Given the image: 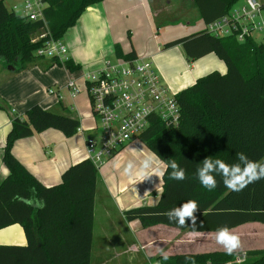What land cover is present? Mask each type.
Listing matches in <instances>:
<instances>
[{
  "label": "trees",
  "instance_id": "trees-1",
  "mask_svg": "<svg viewBox=\"0 0 264 264\" xmlns=\"http://www.w3.org/2000/svg\"><path fill=\"white\" fill-rule=\"evenodd\" d=\"M0 0V63L15 70L39 59L34 51L44 39L34 36L46 29L54 39H62L85 9L103 0H42V18L26 20L8 10ZM240 0H193L198 18L207 24L226 14ZM181 45L187 59H198L209 53L225 63L223 73L211 71L178 92L180 116L176 125L166 126L151 116L147 128L138 140L147 146L164 164L162 189L154 205H139L123 211L127 221L137 220L142 227L164 224L179 230L194 232L234 228L251 221L264 223V179L247 185L242 191L227 189L220 176L212 191L203 188L196 179V169L202 161L222 159L228 164L238 163L237 153L250 160L264 163V42L250 37L238 41L235 36L216 37L205 30L167 42L164 46ZM117 58L134 59L131 49L123 52L114 44ZM56 64L59 63L54 59ZM64 67L70 72L80 69L69 59ZM0 103V109H5ZM50 110L34 104L23 115H14L2 152V162L8 175L0 183V228L20 224L26 243L0 245V264H90V236L93 210V188L97 169L87 158L69 166L61 175V182L42 185L13 155V143L46 129L60 131L65 137L77 133L79 119L65 107ZM175 161L185 170V179L171 178ZM34 190V191H33ZM44 202V207H29L16 196ZM196 200L195 222L186 218L179 226L169 220L167 213L187 200ZM85 239V240H84ZM57 250H59L57 252ZM249 258L232 263V255L215 261L208 255L181 254L161 256L147 264H264V249L247 251Z\"/></svg>",
  "mask_w": 264,
  "mask_h": 264
},
{
  "label": "crops",
  "instance_id": "crops-1",
  "mask_svg": "<svg viewBox=\"0 0 264 264\" xmlns=\"http://www.w3.org/2000/svg\"><path fill=\"white\" fill-rule=\"evenodd\" d=\"M260 2L264 6V0H260ZM140 4L142 5L141 2ZM135 6V0H103L102 2L91 5L85 9L77 23L71 27L62 38L68 47L70 59L74 64L80 66L79 70L70 72L66 68L47 58L35 60L32 62L33 64L27 63L24 65V68L20 70L8 69L6 66L0 64V103L4 104L6 107L5 109H0V183L9 172L2 162V152L7 134L11 128V119L14 115H23L25 111L34 104H40L47 109L57 111L61 109L60 106L65 107L70 115L79 119L83 132H77L75 136L65 137L60 131L50 128L40 133H34L29 137L17 139L13 143L11 151L19 162L42 185L50 187L61 182V175L69 166L77 164L84 159L80 147L83 146V151L86 154L84 135L88 134V132L91 131V127L94 125L90 126V123H88L90 118L87 117L85 113L80 112L75 103L76 99L81 95L84 96L88 103L84 90L81 89L78 96L72 100L69 96V91L65 87L66 82L70 78H75L77 82L82 85L80 79L81 69L88 61H91V59L84 57L83 54V50L87 49L86 43L88 40H97L95 44L98 47L101 46L102 43H106V46H110L108 49L111 48L112 51L114 44H118L123 52H128L133 49L136 55V49L133 47V44L127 49L125 44L122 46L119 43V40H117L118 29L120 30L128 25V13ZM193 22H195V20H192L190 23L192 24ZM198 23L203 25V21L199 18ZM194 31L198 30H193L191 32ZM129 35L133 36L132 33ZM156 56L162 57L161 62L164 66V72L161 73V75L159 73L160 79L171 90L173 89L172 91L174 92H178L179 90L192 85L198 77L203 76L191 77L188 80H183L182 78L179 79L176 76L175 69L171 67L173 64L167 55L162 52ZM217 60L219 59L214 54L209 53L196 59L195 62L196 66L198 65L206 68L214 67V65L218 63ZM100 63L101 62L96 61L89 65L94 68ZM186 67L189 72L194 70L193 64H186ZM44 70H48L46 73L47 78L52 81L54 80V83L57 85L55 90L61 94V100L55 96L48 95V88L42 90L40 97L33 92V86L36 84L37 77L39 75L41 76V74H45L40 73V71L43 72ZM55 77L56 79H59V77L61 79L56 80ZM87 105H89V103ZM69 111H74V114ZM134 142L130 143L125 148L132 146V144H135ZM118 154H120V152ZM162 173L161 177L156 180L154 188L150 184L151 181H149L148 186H145L142 191H137L135 195L131 197V202H129L131 204L128 205L130 207H135L139 205L156 204L162 189ZM97 182H99L98 177L96 178V183ZM129 206L128 208H130ZM128 208H125L124 210ZM93 218L94 206L92 210L90 236L91 246H93V239L95 238ZM125 221L132 226L131 240L126 242L127 249L133 253H138L139 251L143 252V257H137L134 264L149 263L152 257L160 254V250L166 247L167 249H164V254L170 256L167 241L169 238V232L171 230L174 237L175 231L179 229L164 224H156L144 228L137 220ZM171 228H173V230ZM229 230L232 234L237 235L240 240V246L235 249V253L241 254L239 259H236L235 261L241 262L244 259L249 258L250 255L245 254L247 251L264 249V223L259 221L245 222ZM194 233L216 234L214 231H201ZM25 243L26 237L20 224H11L0 228V245H23ZM172 250L174 251V247ZM58 251L59 250H57V252ZM171 255H174V252L171 253ZM100 259L102 260V258ZM104 261H106V259ZM105 263L106 262H103L101 264ZM90 264H92L91 254ZM94 264H100V262Z\"/></svg>",
  "mask_w": 264,
  "mask_h": 264
},
{
  "label": "rangeland",
  "instance_id": "rangeland-1",
  "mask_svg": "<svg viewBox=\"0 0 264 264\" xmlns=\"http://www.w3.org/2000/svg\"><path fill=\"white\" fill-rule=\"evenodd\" d=\"M24 1L4 0L3 2L8 10H11L12 6L16 5L14 12L24 15ZM242 1L240 0V2ZM258 1L260 2V0ZM135 4L136 6L128 13V25L120 30L118 29L117 40L122 46L125 44L127 49L133 44L136 49V57L150 60L160 75L164 72V66L161 62L162 57L156 55L162 52L171 60L173 64L171 67L175 69L176 76L179 79L188 80L191 77L201 76L213 70L221 73L226 70L225 63L220 59L217 60L218 63L214 67L204 68L196 66V59H187L181 45L164 46L169 41L191 34L193 30L203 28V25L198 23V11L193 0H135ZM192 20H195V22L191 24ZM39 33L40 31L37 34ZM131 33L133 36L129 35ZM96 42L97 40L94 39L87 41V49L83 50V54L84 57L91 59V61H88L81 71L92 69L91 65H89L92 62H101L106 58L111 60L117 58L111 48L108 49L110 46L102 43L98 47L95 44ZM186 64H193L194 70L189 72ZM8 66L6 67L8 68ZM47 72L48 70L40 71V73L45 74L39 75L36 84L33 86V92L38 97L41 96L43 89H55L57 86L54 80L47 78ZM60 79L59 77L56 80ZM75 103L78 106V110L90 118H88L90 126L96 125L97 121L94 120L92 110L87 105L88 103L84 96L81 95L77 98ZM69 112L73 113L74 111ZM91 134H93V131L88 132V135ZM134 143L115 157L108 160L105 159L106 161L104 160V164L97 172L99 182L96 183L95 181L93 188L95 238L93 239V246L90 243L92 264L96 262H100V264L103 262H106L105 264H134L137 257H143L142 251L133 253L126 247V242L131 240L132 237V226L126 223L122 212L125 208H128V204H131L129 203L131 202V197L137 191H142L145 186H148L149 181H151L150 184L153 188L155 187L156 180L161 177L164 167L147 146L140 141H135ZM80 149L82 156L86 159L83 146ZM147 158H151V165L144 169L143 174H141L142 164ZM130 163L132 165L131 168H129ZM171 229L173 230V228ZM215 237L216 234H199L187 229L176 230L173 237V233L170 230L167 240L168 251L170 256L173 252L174 255L189 253L201 256L214 253L213 259L215 261H223L225 260L223 256L227 253L223 245L217 243ZM173 247L174 251L172 250ZM164 249L166 250L167 247L162 248L159 252L160 254L152 257L150 261L154 263L153 259L161 256L164 253ZM240 254L235 253V250H233L231 254L232 260L229 261L235 263V260L239 259ZM105 259L106 261H104ZM236 263L239 262L236 261ZM203 264L211 263L206 260Z\"/></svg>",
  "mask_w": 264,
  "mask_h": 264
},
{
  "label": "built area",
  "instance_id": "built-area-1",
  "mask_svg": "<svg viewBox=\"0 0 264 264\" xmlns=\"http://www.w3.org/2000/svg\"><path fill=\"white\" fill-rule=\"evenodd\" d=\"M44 6L42 0H25V13L20 16L26 20L42 18ZM15 8L13 5L11 10ZM263 13L264 6L258 0L239 1L226 14L203 24L202 30L216 37L233 35L238 41L250 37L256 42H264ZM40 39L45 41L34 55L41 59H55L64 67L70 56L62 39H54L46 29L40 30L33 41ZM80 79L82 85L75 78H70L65 87L72 100L81 89L84 90L93 118L97 121L91 127L93 134L84 135L87 159L97 171L106 160L130 143L139 141L138 136L147 128L151 116L158 117L166 126L176 125L179 121L176 92L161 81L150 60L106 58L97 67L81 71ZM47 94L62 99L53 88H48ZM77 132H83L81 126Z\"/></svg>",
  "mask_w": 264,
  "mask_h": 264
},
{
  "label": "clouds",
  "instance_id": "clouds-1",
  "mask_svg": "<svg viewBox=\"0 0 264 264\" xmlns=\"http://www.w3.org/2000/svg\"><path fill=\"white\" fill-rule=\"evenodd\" d=\"M238 163L228 164L222 159H211L209 157L202 161V166L196 169V179L200 185L208 191H212L217 187V176L223 180L224 186L235 192L242 191L247 185L255 181L264 179V163L250 160L244 153H237ZM151 158H147L141 167V174L144 169L150 167ZM173 169L171 178L177 181H183L185 177V170L180 167L175 161L169 165ZM131 163L129 168H131ZM128 171V169H126ZM34 191V190H33ZM14 199L21 203L32 207L43 208L44 202L36 199H27L22 196H16ZM198 210V202L190 199L182 203L179 207L170 210L167 215L169 220H174L179 226L185 224L186 218H190L195 222L196 217L194 212ZM217 243L223 245L228 255L233 253V250L240 246L239 237L232 234L228 227L218 228L216 231ZM161 259L167 261L169 259L167 254L162 253Z\"/></svg>",
  "mask_w": 264,
  "mask_h": 264
},
{
  "label": "water",
  "instance_id": "water-1",
  "mask_svg": "<svg viewBox=\"0 0 264 264\" xmlns=\"http://www.w3.org/2000/svg\"><path fill=\"white\" fill-rule=\"evenodd\" d=\"M8 69H12V70H13V69H14V67H13V66H11V65H9V66H8Z\"/></svg>",
  "mask_w": 264,
  "mask_h": 264
}]
</instances>
